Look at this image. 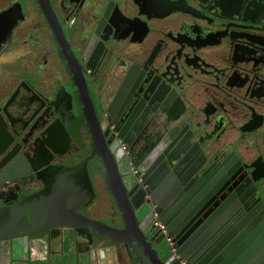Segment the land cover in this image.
I'll return each mask as SVG.
<instances>
[{
  "label": "water",
  "instance_id": "95a60500",
  "mask_svg": "<svg viewBox=\"0 0 264 264\" xmlns=\"http://www.w3.org/2000/svg\"><path fill=\"white\" fill-rule=\"evenodd\" d=\"M37 1L45 19L30 56L45 87L20 84L0 105V242L24 225L37 181L98 158L124 221L126 264H264V66L242 58L233 83L226 56L264 52L242 32H264V0H125L94 25L80 15L84 0ZM228 16L240 31L215 36ZM8 20L0 12V29ZM185 25L209 41L148 45ZM74 99L89 155L55 108ZM65 229L91 244L88 228Z\"/></svg>",
  "mask_w": 264,
  "mask_h": 264
},
{
  "label": "crops",
  "instance_id": "0c3cea01",
  "mask_svg": "<svg viewBox=\"0 0 264 264\" xmlns=\"http://www.w3.org/2000/svg\"><path fill=\"white\" fill-rule=\"evenodd\" d=\"M6 11L11 20L0 29V105L20 84L31 83L40 90L42 87L30 71L31 61L19 54L21 43L31 36V26L20 28V40L8 33L11 26L21 25L27 7L14 4ZM55 108L89 155L91 147L83 139L78 122L84 118L81 107L73 103L67 108ZM92 183L97 191L93 197ZM32 191L30 214L24 225L10 235L13 240L0 242V264H126V248L117 232L124 227V221L98 158L71 166L48 181L39 180ZM76 227L92 232L91 244L65 229ZM54 228L60 232L52 231Z\"/></svg>",
  "mask_w": 264,
  "mask_h": 264
},
{
  "label": "flooded vegetation",
  "instance_id": "af4514ba",
  "mask_svg": "<svg viewBox=\"0 0 264 264\" xmlns=\"http://www.w3.org/2000/svg\"><path fill=\"white\" fill-rule=\"evenodd\" d=\"M2 1H4V2H2ZM6 1L7 0H0V12H4L7 9H9L10 6H12L14 4H17L15 2L16 0H10V1L8 0L9 2H6ZM28 1H29L30 5H29V7H27V14H26L24 20L22 21L21 25L18 26V27L11 26V28H10L11 30L8 31V33L11 36H13L14 39L20 40L19 37H20L21 31H22V30L20 31V28L24 30L23 27H26V26H29V25L31 26V36L27 40H25V41H23L21 43L22 45H21V49H20L19 54H20V56H23L25 59L31 61L32 64L30 66V71H31L34 79H36V75H38L37 74V69L39 70V67H38L37 63L31 59L30 53H31L32 48L38 46L39 43L41 42L40 41L41 40L40 20L43 19V21H44L45 18H44V15H43L42 11L39 8L40 6H39L38 1L37 0H28ZM81 1L82 0H52V2L57 7H61V5H64L65 3H66V6L73 5V4H75V6H78L81 3ZM124 1L125 0H84V2H85L84 8L80 12V15L85 16V18L88 21L92 20V25H94L97 21H99L102 18L103 14H104L105 10L108 8V6H110V9H114V8H116L115 6H117V4L122 6ZM187 1H189L190 3L195 4L196 7H198V2H195V0H187ZM236 1H239V0H236ZM255 1L256 0H253V2H255ZM171 2H173V1H171ZM200 10L204 11L203 8H201ZM194 12L201 14V12L197 11V10H194ZM73 14L74 13H72L71 18L74 16ZM202 16H205V15H202ZM156 21L157 20L151 21L152 24H153L152 26H156ZM198 21L202 22V20H198ZM217 21L219 23L215 24V25H218V26H212L214 29L218 30V33L214 34L215 36L226 34V32L231 31V30L234 31L235 34H237L240 31V29H241V28H239L240 25H239V22L237 21L236 17L228 16V17H225V18H222V19H217ZM64 23H65V21H64ZM209 25L211 26V24H209ZM247 25H248V27H246L247 29H242L243 30L242 32H244V34H248L250 37H253L252 34L256 33L257 36H258L256 38L261 39V40L264 41V32H261V31H258L256 29H254L253 27H251V24H247ZM145 31H147V28H146ZM151 32H152V30H149V31L146 32L145 35L143 33H141V35L143 34L144 37L140 38L139 41H144L145 38L147 39L148 36L151 34ZM164 32H165V35L154 34L152 40H150L148 42V45L156 46L160 42L167 41L169 39V37L182 38L186 42L192 43L193 45H196V46L209 41L207 39H204V38L200 37L198 29L196 27H194V26L191 27L190 25H185L183 29H180L179 27H175V29L168 27V29H165ZM197 36H199V37H197ZM241 48H244V47H240V46L238 47V49H241ZM46 54L53 55V51H47ZM191 56L194 57L193 59L199 65H201L202 68L206 69V67L200 61L201 60L200 59L201 55L200 56L199 55H197V56L191 55ZM226 56H227V59H228L230 65L233 66L228 71V73L232 77V82L233 83L241 82L242 81V77L245 76V75H241V71H238L237 67H236V65L239 63L238 61H240L242 58L254 57L257 61H260V63H261L260 67L264 66V52L258 53L255 49L252 50V49L244 48L243 49V53H239V54L237 53L235 55L226 54ZM244 64L247 65V68L249 70L250 69L249 64H246V62ZM247 72L249 73V71H247ZM247 76H248V78H251L250 77L251 75L250 76L247 75ZM40 82H41V85H42L41 90H40V87H39V89H37L35 86L34 87H35V89L37 91L42 92V90L45 87V84L42 81H40ZM64 83L65 82L60 83L59 86L61 84H64ZM28 84H31V83H28ZM10 96H9V98H10ZM73 103L78 106V109H79V107H81L80 103L77 100H75V99L70 101L68 106L72 105ZM80 110L82 111V113L84 115L82 107H81ZM79 120H78V122L80 123V127L85 129L84 128V125L86 123L85 115H84L83 119L79 118ZM71 148H72V151L74 153H76V148L73 147V146H71Z\"/></svg>",
  "mask_w": 264,
  "mask_h": 264
},
{
  "label": "rangeland",
  "instance_id": "374dc122",
  "mask_svg": "<svg viewBox=\"0 0 264 264\" xmlns=\"http://www.w3.org/2000/svg\"><path fill=\"white\" fill-rule=\"evenodd\" d=\"M9 1L7 0L6 2H9ZM2 2H4V1H2ZM15 2L17 3L16 6H18V7H20V6L29 7V5H30L28 0H16ZM81 132H82V128H81ZM96 193H97V191L94 189L93 183H92V197Z\"/></svg>",
  "mask_w": 264,
  "mask_h": 264
},
{
  "label": "built area",
  "instance_id": "2783aa9c",
  "mask_svg": "<svg viewBox=\"0 0 264 264\" xmlns=\"http://www.w3.org/2000/svg\"><path fill=\"white\" fill-rule=\"evenodd\" d=\"M183 264H186L185 262Z\"/></svg>",
  "mask_w": 264,
  "mask_h": 264
}]
</instances>
